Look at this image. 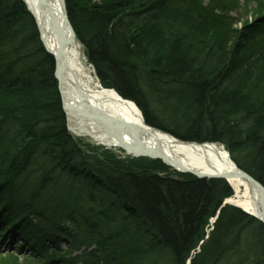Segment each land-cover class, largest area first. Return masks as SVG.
I'll use <instances>...</instances> for the list:
<instances>
[{
	"label": "trees",
	"instance_id": "16d2710c",
	"mask_svg": "<svg viewBox=\"0 0 264 264\" xmlns=\"http://www.w3.org/2000/svg\"><path fill=\"white\" fill-rule=\"evenodd\" d=\"M65 2L101 86L264 186V0ZM54 70L25 4L0 0V231L21 241L0 264H264L225 180L73 138Z\"/></svg>",
	"mask_w": 264,
	"mask_h": 264
},
{
	"label": "bare ground",
	"instance_id": "6f19581e",
	"mask_svg": "<svg viewBox=\"0 0 264 264\" xmlns=\"http://www.w3.org/2000/svg\"><path fill=\"white\" fill-rule=\"evenodd\" d=\"M23 1L28 4L39 22L41 16L36 7V0ZM58 23L61 25V21H58ZM63 34L65 44L62 47L56 41L53 32H46L45 30L46 36L43 35V40L46 47L58 57V62L63 66L62 76L66 82L64 87L83 93L86 100L88 99L95 106L105 109V112L113 118V122L120 126V130L115 131L108 128L93 129L85 123H79L74 115H69L68 123L72 134L79 137L85 136L93 142L106 145L115 150L118 149L126 156L141 154L143 153V147H145L148 153H155L166 158L168 164L162 163L168 168L174 169L177 173L181 172L174 168L173 165L175 164L190 172L207 176L224 172L231 173L235 170V165H233V161L224 145L213 141L197 143L179 140L159 128L146 125L136 105L124 100L121 96H116V92L105 89L98 84V81L92 75L84 49L77 37L74 38L72 34L66 32H63ZM75 99L79 101V99ZM67 102L69 103L70 99L66 98ZM126 125L141 129L137 138L131 135L130 132H124V129H121L125 128ZM225 181L233 192L232 196L226 197V199L248 210L251 214L264 218V203H261V198L254 187L250 188L247 183L236 177L228 178V181Z\"/></svg>",
	"mask_w": 264,
	"mask_h": 264
},
{
	"label": "water",
	"instance_id": "95a60500",
	"mask_svg": "<svg viewBox=\"0 0 264 264\" xmlns=\"http://www.w3.org/2000/svg\"><path fill=\"white\" fill-rule=\"evenodd\" d=\"M24 4H26L25 1L21 0ZM36 7L38 9V12L41 16V19L37 20L36 16L32 13L30 10L28 4H26L27 10L32 15V18L34 19L35 25H37V32L39 35V39L41 42V45L45 49L47 53H49L53 59H54V77L57 79V88L59 90V95L62 101V109H64L65 116L67 119V130L70 131L72 134L70 128H69V115H74L75 119L81 124L85 123L88 127L95 128V129H111L113 131L120 130L119 124H116L113 122V118H111L106 112L105 109H101L94 104L90 103L88 99L86 100L84 94L80 93L79 91L65 88V78L62 76L63 66L61 63L58 62V57L54 55L44 44L43 35H45L46 32H53V34L56 36V41L59 42V44L64 46L65 39L63 32L70 33L74 38L76 37V33H74L71 23L69 22L68 18V12H66V2L65 0H36ZM58 21H61V25L58 23ZM46 36V35H45ZM113 91V90H111ZM115 92V91H113ZM117 96V94H116ZM79 99L77 101L75 98ZM120 97V96H119ZM66 98L70 99V102L66 103ZM84 100V101H83ZM130 102V101H128ZM132 103V102H130ZM133 104V103H132ZM134 105V104H133ZM125 128H121L124 132H130L131 135H133L135 138H137V135L139 134L140 130L139 128H135L129 125L124 126ZM73 135V134H72ZM97 143V142H96ZM100 144V143H97ZM104 146V145H102ZM106 146V145H105ZM108 147V146H107ZM143 153L135 155L132 154L133 157H146V158H153L161 160L164 164H168V162L165 160L166 158H163L160 155H157L155 153H148L146 148L143 147ZM233 163V162H232ZM235 170L231 173H220L215 174L214 176H207L202 175L197 172H190L187 169L180 167L178 164L173 165L174 168L179 172L188 173L190 175H194L198 177L199 179H221V180H227L228 178H238L241 181L248 184V186L254 187L256 191L258 192L261 203H264V186L257 180H255L251 175H249L247 172L243 171L241 168H239L236 164ZM170 167V166H169ZM226 204L233 205L235 207L241 208L237 204H233L228 199L224 201L222 206H225ZM245 213L251 215L252 217L256 218L257 220H260L262 224L264 225V218L257 217L254 214H251L248 210H245L241 208ZM216 219L212 220L214 222Z\"/></svg>",
	"mask_w": 264,
	"mask_h": 264
},
{
	"label": "rangeland",
	"instance_id": "374dc122",
	"mask_svg": "<svg viewBox=\"0 0 264 264\" xmlns=\"http://www.w3.org/2000/svg\"><path fill=\"white\" fill-rule=\"evenodd\" d=\"M251 21V20H250ZM80 42V41H79ZM81 44V43H80ZM82 45V44H81ZM82 48H83V45H82ZM90 69L92 71V75H94V69L92 68V66H90ZM94 77L96 78V75H94ZM97 80V79H96ZM107 89H110V90H114V88H107ZM70 133V132H69ZM71 134V133H70ZM72 135V134H71ZM75 138V137H73ZM79 138V137H77ZM79 139H82L88 143H90L91 145H93L94 147L95 146H99V145H94V143H92V141L88 140L87 138H79ZM108 149V148H107ZM112 150V149H111ZM114 155L116 156V159H124L126 157V155H121V151H119L118 149H114L112 150ZM230 187V186H229ZM233 193V192H232ZM232 196V194L230 195ZM228 196V197H230ZM66 225V224H65ZM69 225V224H68ZM210 229V228H208ZM11 232H7V233H4V236L2 237L1 241H0V251H3V250H9V249H13L14 245L17 244L18 242H20V239L19 237L13 232L12 230V236H10ZM24 250V249H22ZM82 252V249L78 250L77 252H75V254H79ZM18 260H22V259H18ZM22 264V263H21Z\"/></svg>",
	"mask_w": 264,
	"mask_h": 264
}]
</instances>
